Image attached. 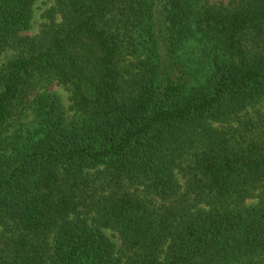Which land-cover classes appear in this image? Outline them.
Wrapping results in <instances>:
<instances>
[{
	"label": "trees",
	"instance_id": "1",
	"mask_svg": "<svg viewBox=\"0 0 264 264\" xmlns=\"http://www.w3.org/2000/svg\"><path fill=\"white\" fill-rule=\"evenodd\" d=\"M38 1L0 0V264H264V0H50L24 34Z\"/></svg>",
	"mask_w": 264,
	"mask_h": 264
},
{
	"label": "rangeland",
	"instance_id": "2",
	"mask_svg": "<svg viewBox=\"0 0 264 264\" xmlns=\"http://www.w3.org/2000/svg\"><path fill=\"white\" fill-rule=\"evenodd\" d=\"M231 1L233 0H214V2H222L224 4H229ZM50 4H51L50 0H39L38 1L35 7V16H34L32 28L31 30L24 32V34L34 36L40 32L41 24L44 22L43 14L45 10L49 8ZM45 91L48 93H55L59 95L60 100L62 101L67 112H69L70 115L72 114V111L70 110V107L72 105V100H71L72 93L68 88L59 85L57 82H53L51 84H47L44 87H40V93L45 92ZM109 233L111 232L109 231ZM114 241L119 247L120 240L117 237H114Z\"/></svg>",
	"mask_w": 264,
	"mask_h": 264
}]
</instances>
